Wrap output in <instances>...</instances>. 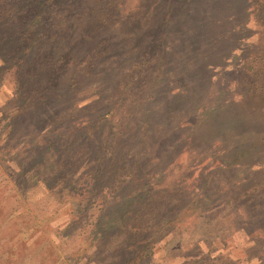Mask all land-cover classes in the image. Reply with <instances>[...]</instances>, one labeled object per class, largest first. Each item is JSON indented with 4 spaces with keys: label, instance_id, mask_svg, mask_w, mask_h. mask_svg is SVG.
I'll return each instance as SVG.
<instances>
[{
    "label": "rangeland",
    "instance_id": "1",
    "mask_svg": "<svg viewBox=\"0 0 264 264\" xmlns=\"http://www.w3.org/2000/svg\"><path fill=\"white\" fill-rule=\"evenodd\" d=\"M101 5L113 15V38L133 21L145 33L139 42H150L156 30L150 47L117 73L121 79L132 62L141 63L126 70L128 80L131 73L139 76L122 101L124 114L112 118L119 130L126 114L125 140L142 155L143 163L132 171L141 175L152 164L153 173L163 174L162 164L176 157L163 177L167 189L178 181L198 192L200 204L193 213L180 205L181 194L164 201L168 209L163 202L156 205L163 194L145 197L131 207L132 214L122 212L118 227L99 235L90 232L86 208L76 210L77 199L89 205L94 199L93 213L99 210L102 190L97 191L95 174L85 178L92 184L90 197L82 187L78 197L58 202L60 181L52 184L47 165L38 173L26 169L16 175L0 158V264H121L129 253L120 242L127 241L131 221L148 250L143 264H264V220L259 221L264 217V90L259 96L249 89L254 72L264 67V0H106ZM261 78H255L258 87ZM9 89L6 83L0 87V101ZM214 139L220 143L213 148ZM213 149L222 150L219 159L209 156ZM233 156L238 157L233 164L224 162ZM116 166H110L114 176L106 182L111 193L129 183L130 164ZM41 176L42 182H35ZM164 221L171 222L159 231Z\"/></svg>",
    "mask_w": 264,
    "mask_h": 264
},
{
    "label": "trees",
    "instance_id": "2",
    "mask_svg": "<svg viewBox=\"0 0 264 264\" xmlns=\"http://www.w3.org/2000/svg\"><path fill=\"white\" fill-rule=\"evenodd\" d=\"M103 1L106 0H0V87L4 83L10 85L0 101L1 163L16 175L26 169L38 173L47 165L51 171L47 176H50L49 180L52 177V184L60 181L58 202L78 197L82 187L85 195L90 197L92 184L85 178L89 172L95 174L97 191L102 190L97 213H93L96 211L93 210L94 199L90 200L91 205L85 199H77V205L74 200L71 202L79 213L86 208L84 217H91L88 223L90 232L97 231L99 235L118 227L123 221L122 212L132 214L131 207L145 197L150 199L163 194L164 200H157L156 205L163 202L167 209L170 204L164 201L171 202L172 198H180V205L187 204V211L191 212L200 204L198 192H190L178 181L168 184L170 188L167 189L163 177L168 175L169 164L176 157L162 164L167 168L163 174L161 171L153 173L152 164L148 167L150 170L141 175L136 174V170L132 171L133 166L143 163L142 155L125 140L126 114L121 118L124 122L118 126L119 130L117 127L114 129L116 122L112 118L118 111L123 113L122 101L131 90V81L139 76L131 73L128 80L126 70L133 71L131 67L139 68L141 63L132 62V66L121 73V79H117L120 75L117 73L150 47L156 30L150 42H139L145 33L137 31L133 21L127 23L125 34L120 29L119 36L113 38L114 30L110 28L113 15L101 8ZM130 30V40L125 39ZM255 78L264 81V67H259L249 82V89L261 96L259 89L264 90V84L258 87ZM118 89L117 98L111 100L112 92ZM78 95L82 104L78 102ZM85 97L88 99L83 100ZM137 118L133 122L134 128L138 125ZM219 143L214 139L210 144L214 148ZM213 150L209 156L217 159L216 153L222 150ZM238 156L242 157L241 154ZM149 157L150 154L147 159ZM233 158L224 159V162L231 165L238 160V157ZM155 160L153 158L150 162ZM220 161L223 162L222 159ZM125 162L130 164L129 183L125 180L111 193L106 186L114 176L110 166L114 163L116 167L124 166ZM213 170H210V175ZM42 176L35 182H42ZM21 178L24 182L23 174ZM187 191L188 197H185ZM187 198V201L182 200ZM261 211L264 212V206ZM262 220L264 217H260L259 221ZM170 222L164 221L159 231ZM128 228L131 232L123 246L120 242V249L129 255L123 254L125 258L121 264H143L142 259H146L148 250H145L144 239L138 236L139 226L131 221ZM255 229L245 228L247 232ZM199 260L196 258V262Z\"/></svg>",
    "mask_w": 264,
    "mask_h": 264
}]
</instances>
